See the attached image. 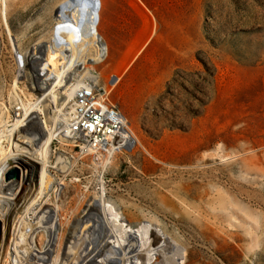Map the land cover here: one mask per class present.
<instances>
[{"label":"rangeland","instance_id":"1","mask_svg":"<svg viewBox=\"0 0 264 264\" xmlns=\"http://www.w3.org/2000/svg\"><path fill=\"white\" fill-rule=\"evenodd\" d=\"M59 1H0L2 153L28 144L14 133L19 101L29 105L44 91L32 88L35 72L23 70L20 56L53 42ZM91 1L118 11L120 24L105 57L84 66L134 142L105 152L55 137L16 200L19 211L1 203L10 215L0 264H79L76 253L91 241L81 219L100 191L159 242L147 264H264V0ZM62 96L36 103L48 128L67 121Z\"/></svg>","mask_w":264,"mask_h":264},{"label":"bare ground","instance_id":"2","mask_svg":"<svg viewBox=\"0 0 264 264\" xmlns=\"http://www.w3.org/2000/svg\"><path fill=\"white\" fill-rule=\"evenodd\" d=\"M0 1L3 2V0ZM53 22L57 28V33L53 42H48L39 46L35 51L24 52L23 55L20 56L21 59L19 58L24 63L23 70L25 72L29 70L35 72L32 88L38 92H44L40 97H37L35 102L29 105H25L23 102L19 101L18 109H21L20 111L23 118L19 117L15 119L13 123L15 126L14 133L15 136L18 132L27 134L25 137L28 139L23 141L24 143H28H25L27 146H19L14 143L13 147H10L3 153L0 147V224L3 226V229H0V233H2V235L6 233V225L10 214H7V211L4 213L1 211V203L14 205L13 207L16 209L15 213H17L20 209V205L16 203L18 196L26 184L33 180V175H37L34 165L37 159H43L46 156L48 146L55 137H73V135H70L72 132L66 123L62 125L64 127H59L56 123H53L48 128L46 120L40 116V113L35 107L36 103L47 100L50 104L56 105L57 100L61 98L57 96L64 95V99L59 103V109L66 105H68L67 107L69 108L77 81L79 79L82 80L85 74H90L92 77L89 67L84 66L85 62L86 64H90L101 61L107 52L106 43L97 30L98 13L95 4L92 3L91 0H60L54 11ZM88 47H92L94 53L92 55H85L84 53L81 55L82 51L86 50ZM61 62L62 64L60 65ZM38 66L42 68V71H38ZM76 69H80V71L77 74L78 78L76 77L73 80L69 73L71 70ZM70 80L73 81L69 83ZM18 113L19 111L15 116H20ZM61 114L66 116L67 112ZM63 117L64 116L60 118L62 119ZM123 121L126 122L125 118H123ZM2 129H4V125ZM17 129L18 131H16ZM129 130L125 129L122 131L124 136H126V133L129 135ZM18 137H20V135H18ZM31 139H34L33 143L30 142ZM9 170H12L13 174L10 178H5V174ZM42 176L43 167L41 168V177ZM95 196L96 197L91 198L87 203V211L81 219L82 222H84V229L86 232L88 230L90 234L87 235V238L91 236V238H89L91 241L87 243V246L85 245L86 249L83 248L85 250L84 254L80 251L83 256L77 254L78 252L76 253L79 258L82 257L81 260H78L79 264H147L150 262L151 253L159 242H156L157 239L148 237L150 234L148 228L146 226L139 227L138 224L124 220L119 215L118 211H116L112 202L107 199L103 191H100ZM36 203L37 199H35L34 195L24 204V210L32 209ZM39 209L41 210L42 207ZM40 210H38V213ZM53 210V208H46L45 212L53 213ZM52 217H54V215ZM27 219L29 220V218ZM38 221L37 224L41 220ZM46 221L47 220H45V222ZM18 223L21 224L20 222ZM52 224L50 225L53 227ZM26 225H22V227L25 229ZM41 225L43 226V224ZM51 226L50 228L52 229ZM46 228L48 229L49 227L47 226ZM24 229L22 231H24ZM29 229L31 230V228ZM28 231L25 232L29 233L30 231ZM53 234L54 231L52 229L49 236L50 240ZM22 235H24V233ZM81 235L83 236L84 234H80L79 236ZM61 242H63V240H61ZM71 247L72 246H70V248ZM49 248L47 250H50ZM70 251L72 252L71 249L69 252ZM161 253L164 255L163 251H161ZM71 256L72 255L69 257ZM73 256L75 257V255Z\"/></svg>","mask_w":264,"mask_h":264},{"label":"built area","instance_id":"3","mask_svg":"<svg viewBox=\"0 0 264 264\" xmlns=\"http://www.w3.org/2000/svg\"><path fill=\"white\" fill-rule=\"evenodd\" d=\"M123 118L106 91L100 92L92 77L77 81L66 125L72 132L70 135L81 142V147L105 152L130 148L134 141L131 137L129 143L130 136L127 133L124 136L122 132L127 129Z\"/></svg>","mask_w":264,"mask_h":264},{"label":"crops","instance_id":"4","mask_svg":"<svg viewBox=\"0 0 264 264\" xmlns=\"http://www.w3.org/2000/svg\"><path fill=\"white\" fill-rule=\"evenodd\" d=\"M94 4L96 6L97 13H98L97 30L99 34L101 35L102 39L104 40V42L106 43L107 48L111 47V38L113 36V33H115L114 27L120 24V21L116 20V17L119 16L117 14L118 11H116L115 9L105 10V6L104 8H101L98 3H94ZM115 77H111L110 81L114 79Z\"/></svg>","mask_w":264,"mask_h":264},{"label":"water","instance_id":"5","mask_svg":"<svg viewBox=\"0 0 264 264\" xmlns=\"http://www.w3.org/2000/svg\"><path fill=\"white\" fill-rule=\"evenodd\" d=\"M13 174V171L12 170H9L8 172H6L5 174V178H10Z\"/></svg>","mask_w":264,"mask_h":264}]
</instances>
